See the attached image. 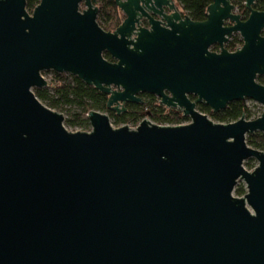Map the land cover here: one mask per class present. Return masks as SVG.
<instances>
[{
    "label": "water",
    "instance_id": "obj_1",
    "mask_svg": "<svg viewBox=\"0 0 264 264\" xmlns=\"http://www.w3.org/2000/svg\"><path fill=\"white\" fill-rule=\"evenodd\" d=\"M113 1L123 20L106 32L96 0L30 13L0 0V264H264V151L246 143L264 135V12L245 0L242 21L233 0H213L194 22L174 0ZM233 35L243 45L229 52ZM48 71L105 94L116 115L150 95L190 122L114 129L90 111L91 130L69 132L33 92ZM244 100L258 118L216 124L197 110Z\"/></svg>",
    "mask_w": 264,
    "mask_h": 264
},
{
    "label": "trees",
    "instance_id": "obj_2",
    "mask_svg": "<svg viewBox=\"0 0 264 264\" xmlns=\"http://www.w3.org/2000/svg\"><path fill=\"white\" fill-rule=\"evenodd\" d=\"M40 0H26V8L30 13ZM179 10L190 17L194 22H202L206 19L207 8L213 0H175ZM98 6V25L106 32H113L121 24L123 16L113 0H96ZM259 10H264L263 4H257ZM240 13L246 15L244 8L240 7ZM237 37H233L226 48L231 50L237 44ZM216 50L217 48H212ZM108 61H113L108 55H105ZM55 74L54 83L42 89H34L33 92L37 99L51 110L68 113L70 118L64 121V126L73 131L89 129L87 114L90 111H97L108 115L115 126L135 127L146 115H150L157 125L178 126L184 122H189L188 118L183 117L182 112L166 109L160 105L159 100L150 95H143L142 104L126 105V112L116 115L106 108L107 96L98 92L91 86L81 82L74 76L68 74ZM194 100L193 97H190ZM248 103V102H247ZM246 102L239 101L228 104L226 109L212 113L210 109L203 105H197V110L206 115L209 119L220 124H229L236 122L241 116L246 120L256 118L253 107ZM251 103V102H250ZM247 144L251 148L264 151V135L256 133L248 135ZM249 164V163H248ZM237 196H243L245 190L243 187L234 190Z\"/></svg>",
    "mask_w": 264,
    "mask_h": 264
},
{
    "label": "rangeland",
    "instance_id": "obj_3",
    "mask_svg": "<svg viewBox=\"0 0 264 264\" xmlns=\"http://www.w3.org/2000/svg\"><path fill=\"white\" fill-rule=\"evenodd\" d=\"M176 7H178V5L176 6ZM177 9H179V8H177ZM179 11V10H178ZM214 48H217L216 50H213V49H211V51H214V52H219V48L217 47V46H215ZM225 49H227V48H225ZM42 76L44 77V79L47 81V83L48 84H50V83H54L53 82V80L55 79V74H54V72H52V71H48V72H45V73H43L42 74ZM154 97V96H153ZM157 100H159L157 97H155ZM248 105H250V107H253L252 109L254 110V113L256 112V115H257V112L259 111V107H258V105H256V104H252V103H250V102H248L247 103ZM175 111V110H174ZM57 112V111H56ZM58 113H60V112H58ZM60 114H62L63 115V117H64V121L66 120V119H68V118H70V116H69V114L68 113H60ZM104 114V113H103ZM109 117V116H108ZM257 118V117H256ZM144 120H147L148 122H150L151 124H154V125H157L153 120H152V118H151V116L150 115H146L144 118H143ZM142 119V120H143ZM211 120V119H210ZM109 121H110V124H111V126L114 128V129H116V128H120V127H123V126H115V124L113 123V120L109 117ZM212 121V120H211ZM189 122H190V120H189ZM189 122H184V123H182V124H180V125H186V124H188ZM212 122H214V121H212ZM214 123H216V122H214ZM217 124V123H216ZM158 126H160V125H158ZM130 129H134L135 127H130V126H128ZM66 128V127H65ZM69 132H77V131H80V132H89L91 129H90V127H89V129H87V130H84V131H82V130H77V131H73V130H71V129H69V128H66ZM247 138V137H246ZM246 143H247V141H246ZM248 145V144H247ZM249 146V145H248ZM251 147V146H250ZM249 163V164H248ZM256 165H257V163L254 161V160H248V161H246V162H244L243 163V167H244V169L245 170H247V171H249V172H251L255 167H256ZM239 187H243V189L245 190V193H246V189H245V184L242 182V181H238V183H237V185L235 186V188H234V190L236 189V188H239ZM234 197H236V198H241V197H243V196H237L236 194H235V192H233V194H232Z\"/></svg>",
    "mask_w": 264,
    "mask_h": 264
},
{
    "label": "flooded vegetation",
    "instance_id": "obj_4",
    "mask_svg": "<svg viewBox=\"0 0 264 264\" xmlns=\"http://www.w3.org/2000/svg\"><path fill=\"white\" fill-rule=\"evenodd\" d=\"M174 1H175V0H174ZM258 3L264 5V0H257V1L254 3L252 9H253V10H256V11L264 12V10H259V9L257 8V4H258ZM232 4L234 5V11H233V13L236 14V15H239V16H240V19H241L242 21H243V20H246V19L249 17L250 10L246 8V2H245V0H233V1H232ZM175 5L177 6L176 1H175ZM240 7H243V8H244V12H246V15H243V14L240 13V11H239ZM177 8H179V7H176V9H177ZM177 10H179V9H177ZM179 11H180V10H179ZM164 12H165L166 14L171 13L167 7H164ZM180 12H181V11H180ZM149 14H150V13H149ZM154 18L158 19V17H154ZM140 25H141V27H147V19H146V18H142V19L140 20ZM262 35L264 36V31H263ZM233 37H237L238 42H237V44L235 45V47H234L233 49H231V50L226 49V50H228L229 52H235L236 50L240 49V48L242 47V45H243V42H242L241 38L239 37V35H233V36L229 39V41L226 43V45H227L230 41H232ZM226 45H225V48H226ZM212 48H214V47H212ZM256 83L259 84V85H261V86H264V75H262V76L257 75V77H256ZM142 97H143V95H140V98L142 99V102H143V98H142ZM248 101H249V100H244L243 102H246V103H247ZM126 105H130V104H126ZM126 105L124 106L125 109H126ZM198 105H199V104H198ZM166 109H167V108H166ZM170 110H172V109H170ZM174 110H175V111H180V110H177V109H173V111H174ZM125 112H126V111H125ZM180 112H181V111H180ZM256 166H257V165H256Z\"/></svg>",
    "mask_w": 264,
    "mask_h": 264
},
{
    "label": "built area",
    "instance_id": "obj_5",
    "mask_svg": "<svg viewBox=\"0 0 264 264\" xmlns=\"http://www.w3.org/2000/svg\"><path fill=\"white\" fill-rule=\"evenodd\" d=\"M248 102H251L252 104H256V105H258V107L260 108L259 109V111L257 112V118L261 115V112H262V107L258 104V103H256V102H254V101H248ZM256 119V118H255ZM254 120V119H253ZM139 124H137L136 126H135V128L138 126ZM160 126H170V125H160ZM134 128V129H135Z\"/></svg>",
    "mask_w": 264,
    "mask_h": 264
}]
</instances>
